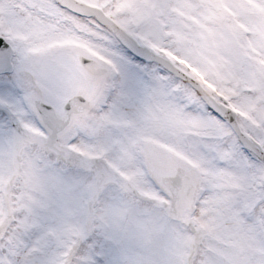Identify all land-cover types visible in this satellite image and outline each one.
Returning a JSON list of instances; mask_svg holds the SVG:
<instances>
[{"label": "snow or ice", "instance_id": "obj_1", "mask_svg": "<svg viewBox=\"0 0 264 264\" xmlns=\"http://www.w3.org/2000/svg\"><path fill=\"white\" fill-rule=\"evenodd\" d=\"M0 264H264V0H0Z\"/></svg>", "mask_w": 264, "mask_h": 264}]
</instances>
